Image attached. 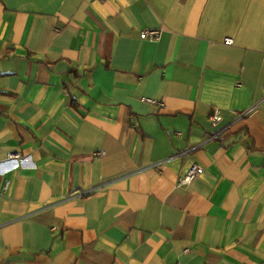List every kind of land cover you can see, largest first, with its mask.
Wrapping results in <instances>:
<instances>
[{"label": "crops", "instance_id": "crops-1", "mask_svg": "<svg viewBox=\"0 0 264 264\" xmlns=\"http://www.w3.org/2000/svg\"><path fill=\"white\" fill-rule=\"evenodd\" d=\"M7 151L0 264H264V0H0Z\"/></svg>", "mask_w": 264, "mask_h": 264}, {"label": "built area", "instance_id": "built-area-1", "mask_svg": "<svg viewBox=\"0 0 264 264\" xmlns=\"http://www.w3.org/2000/svg\"><path fill=\"white\" fill-rule=\"evenodd\" d=\"M160 33H161L160 28H144L140 30L139 36L142 39L158 40V38L160 37ZM224 41L227 43H231L232 39L225 38ZM146 100L151 103H158V101L156 100H152V99H146ZM259 107H261V105L259 104V101L254 102L249 107L238 111L236 119L244 118L245 116H247L248 114H250L252 111H254L255 109ZM207 121L209 123V126L211 127V130L209 133H207V136L202 141H200L198 144L187 146L183 148L182 150L178 151L177 153H175V155L173 156H184L202 147L207 141L216 139L224 135L226 132H228L231 129L233 125V122H228V123L223 122V117L218 107H214L210 111V113L207 116ZM23 158L24 156H22L21 153L18 151H7L4 157L0 158V161L10 160V159H23ZM201 171H202V167L197 163H193V165L185 173L177 177V180H176L177 187L187 188L189 184L191 183V181ZM6 186H7V181L4 182L3 189H5ZM98 188H99V185L92 186L86 189H81L78 192H76L75 195L82 197V196H85L87 194H90L96 191Z\"/></svg>", "mask_w": 264, "mask_h": 264}, {"label": "trees", "instance_id": "trees-1", "mask_svg": "<svg viewBox=\"0 0 264 264\" xmlns=\"http://www.w3.org/2000/svg\"><path fill=\"white\" fill-rule=\"evenodd\" d=\"M229 131H230V130H229ZM229 131H228V132H229ZM226 133H227V132H226ZM226 133H225V134H226ZM225 134H224V135H225ZM218 138H219V137H218ZM216 139H217V138H216Z\"/></svg>", "mask_w": 264, "mask_h": 264}]
</instances>
